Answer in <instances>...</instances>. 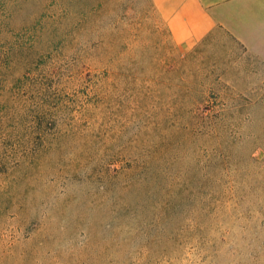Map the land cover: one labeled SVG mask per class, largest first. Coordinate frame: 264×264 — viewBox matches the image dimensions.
Segmentation results:
<instances>
[{"label": "rangeland", "instance_id": "obj_1", "mask_svg": "<svg viewBox=\"0 0 264 264\" xmlns=\"http://www.w3.org/2000/svg\"><path fill=\"white\" fill-rule=\"evenodd\" d=\"M72 13L0 72V264H264V62L221 38L182 51L155 0ZM147 160L168 189L111 238Z\"/></svg>", "mask_w": 264, "mask_h": 264}, {"label": "trees", "instance_id": "obj_2", "mask_svg": "<svg viewBox=\"0 0 264 264\" xmlns=\"http://www.w3.org/2000/svg\"><path fill=\"white\" fill-rule=\"evenodd\" d=\"M80 5L81 0H0V54L4 61V66L0 65V72L4 71L6 66L21 72L27 56L34 51L31 45L53 35L66 15L78 11ZM4 98H6L3 102L4 111L1 115L8 112L9 94ZM41 116H44V113L37 112L36 117L41 118ZM256 140H262L264 145L263 134L257 135ZM141 168L143 173L134 176V187L138 191L134 203L131 201V203L118 204L121 200L118 196L117 205L111 208L107 216L106 228L111 238L119 236L117 229H120V226L124 227L130 220L139 226H146V215L142 216L137 213L141 208H147L141 200L155 199L154 193L150 192L152 186H161L163 182L164 191L168 189L167 183L165 184L166 177L163 176L165 169L162 164L147 160L141 164ZM191 202L192 197L185 192L183 184L174 187V191L169 192L161 202L162 207L167 211L164 215L167 216L161 219L159 231L166 229L165 223L169 218L170 210L179 211L185 204ZM149 235L150 233L146 230L144 237L147 238ZM109 245V243L105 244L104 250L108 251Z\"/></svg>", "mask_w": 264, "mask_h": 264}, {"label": "crops", "instance_id": "obj_3", "mask_svg": "<svg viewBox=\"0 0 264 264\" xmlns=\"http://www.w3.org/2000/svg\"><path fill=\"white\" fill-rule=\"evenodd\" d=\"M182 51L227 40L264 62V0H155Z\"/></svg>", "mask_w": 264, "mask_h": 264}]
</instances>
